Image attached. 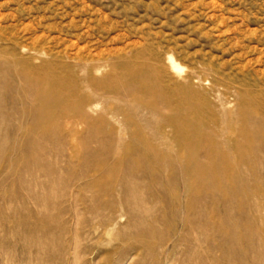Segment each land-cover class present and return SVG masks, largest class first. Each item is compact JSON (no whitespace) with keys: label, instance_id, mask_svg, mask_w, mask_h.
<instances>
[{"label":"rangeland","instance_id":"obj_1","mask_svg":"<svg viewBox=\"0 0 264 264\" xmlns=\"http://www.w3.org/2000/svg\"><path fill=\"white\" fill-rule=\"evenodd\" d=\"M0 264H264V0H0Z\"/></svg>","mask_w":264,"mask_h":264},{"label":"bare ground","instance_id":"obj_2","mask_svg":"<svg viewBox=\"0 0 264 264\" xmlns=\"http://www.w3.org/2000/svg\"><path fill=\"white\" fill-rule=\"evenodd\" d=\"M87 69V68H86ZM171 69H172V72L173 73H176V74H181V67L175 63H172L171 64ZM17 70V69H16ZM24 78V77H23ZM27 78V77H26ZM55 82L57 83L56 85L58 86V89L59 88H62L63 86V82L59 79H56ZM51 86V85H50ZM50 86H47L45 85L40 91H38L36 94H35V97L40 100L43 104H45L44 106H46V104L50 107V102L52 101V92L55 91V88H52ZM67 89V88H66ZM75 91L77 92L78 94V97H77V100L75 104H78L79 106H84V107H92L94 104L91 103L90 101V96L89 95H86V94H82V89H80V87H77L75 88ZM34 94V93H33ZM63 94V93H62ZM63 96V95H62ZM65 96V94H64ZM65 98V97H64ZM62 100V99H61ZM92 100V99H91ZM54 104V103H53ZM69 104V103H68ZM63 105V104H62ZM66 106V105H65ZM60 107V106H59ZM48 108V107H47ZM46 108V110H48ZM45 110V112H46ZM48 119L52 118V114H47L46 115ZM87 116L83 113L82 114V117H81V120L82 121H86ZM262 122V121H261ZM71 124V123H70ZM255 124V123H254ZM253 125V124H252ZM256 127V126H255ZM257 131V130H256ZM256 139V138H255Z\"/></svg>","mask_w":264,"mask_h":264}]
</instances>
